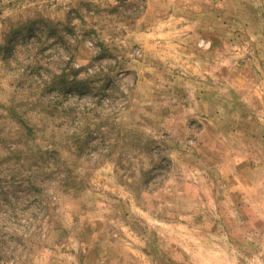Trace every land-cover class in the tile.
Masks as SVG:
<instances>
[{
	"label": "rangeland",
	"instance_id": "obj_1",
	"mask_svg": "<svg viewBox=\"0 0 264 264\" xmlns=\"http://www.w3.org/2000/svg\"><path fill=\"white\" fill-rule=\"evenodd\" d=\"M0 264H264V0H0Z\"/></svg>",
	"mask_w": 264,
	"mask_h": 264
}]
</instances>
